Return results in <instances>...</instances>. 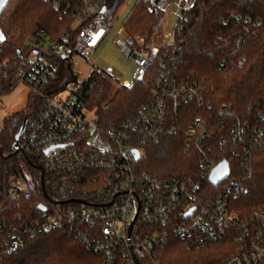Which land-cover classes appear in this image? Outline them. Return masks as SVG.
Here are the masks:
<instances>
[{
  "label": "built area",
  "instance_id": "1",
  "mask_svg": "<svg viewBox=\"0 0 264 264\" xmlns=\"http://www.w3.org/2000/svg\"><path fill=\"white\" fill-rule=\"evenodd\" d=\"M132 1L122 0V5ZM60 2L50 0L53 8H59ZM142 2L149 14L169 8L166 0ZM194 4L195 0H183L173 7L176 21L171 43ZM116 11L106 13L102 0H82L69 28L56 39L41 30L27 37L25 50L18 57L0 58V92L23 85L28 99L32 97L30 119L19 137L20 151L16 153L33 154L34 161L28 162L39 171L40 188L34 174L19 160L22 171L9 176L6 202H0V212L8 204L18 206L33 199L36 207H45L37 208L39 213L29 219L22 215L0 217V264L27 239L53 231L99 255L102 264H164L159 253L173 236L188 249H203L230 235L234 252L216 264H264V207L252 208L244 215L234 209L232 199L245 195L248 187L230 172L216 186L210 183L214 168L225 162L220 156L203 154L190 185L178 178L139 173L135 168L133 150H138L140 158L142 146L157 142L164 132L178 135L182 122L179 108L190 100H202L194 79L178 78L173 75V64L159 60L164 69L153 97L138 108L133 119L108 128L99 124L94 111L78 97L83 80L75 72V58L87 59L104 41ZM232 18L234 23L236 16ZM113 42L134 64L135 78L142 76L148 64L144 49L127 40ZM49 50L64 56L74 74L65 88L56 91L47 86L57 69L48 57ZM220 110L227 107L222 105ZM182 133L186 145L202 144L206 120L193 116ZM263 136L264 107L252 124L242 122L232 128V139L240 144L230 152L243 168L249 166L250 150L264 145ZM205 183L216 190L207 191Z\"/></svg>",
  "mask_w": 264,
  "mask_h": 264
},
{
  "label": "trees",
  "instance_id": "2",
  "mask_svg": "<svg viewBox=\"0 0 264 264\" xmlns=\"http://www.w3.org/2000/svg\"><path fill=\"white\" fill-rule=\"evenodd\" d=\"M60 1V7L53 8L50 0H6L0 13V31L4 36L0 58L18 57L25 50L27 37L41 30L50 39L67 30L82 0ZM102 1L106 13L115 12L122 5V0ZM163 15L164 12L147 13L142 0H138L123 22L129 43L137 46V39L144 37L148 64L141 79L136 77L128 85L121 83L112 92L111 76L93 68L77 90L78 97L86 108L94 111L102 127L119 125L133 119L138 108L153 97L164 69L159 60L173 64V75L196 81L202 100H190L179 108L177 114L182 122L178 124V135L166 131L157 142L142 146L140 158L135 162L137 172L178 178L190 185L199 172L200 157L211 152L228 163L230 176L248 187L245 195L232 199L234 209L244 215L252 208L264 207V145L250 150L247 168L230 152L240 144L232 139V128L242 122L252 124L264 107V0H195L175 42L152 51L149 44L161 26ZM48 57L57 65L48 89L65 88L74 74L58 53L49 50ZM7 93L8 90L0 92ZM31 98L26 107L5 117L0 125V202H6L9 176L22 171L19 160L34 174L40 191L39 171L28 162L34 161L33 154L15 153L12 149L23 121L30 119ZM222 105L227 107L226 111L221 112ZM196 115L206 120L207 133L202 144L186 145L182 129ZM205 186L207 191L216 190L209 183ZM38 213L33 199L18 206L8 204L0 217L11 219L22 215L29 219ZM234 249L231 235L203 249H188L173 236L160 251L159 259L164 264H216ZM4 264H102V259L62 232L53 231L27 239L23 247L8 254Z\"/></svg>",
  "mask_w": 264,
  "mask_h": 264
},
{
  "label": "rangeland",
  "instance_id": "3",
  "mask_svg": "<svg viewBox=\"0 0 264 264\" xmlns=\"http://www.w3.org/2000/svg\"><path fill=\"white\" fill-rule=\"evenodd\" d=\"M137 1L133 0L131 4H123L118 8L110 33L87 59L75 58L77 60L75 72L79 79L84 80L93 68L102 70L111 76L113 80L112 92H114L125 80L131 82L135 78L134 64L119 52L113 39L126 40L123 22ZM166 1L169 8L164 11L161 26L149 44V49L152 51H156L163 44L171 42L172 29L176 21V15L172 12L173 7L178 6L183 0ZM138 41L140 42L138 43L139 46L145 51L144 37L138 38ZM27 100V90L23 85H17L10 92L2 95L0 98V125L5 117L26 107Z\"/></svg>",
  "mask_w": 264,
  "mask_h": 264
},
{
  "label": "water",
  "instance_id": "4",
  "mask_svg": "<svg viewBox=\"0 0 264 264\" xmlns=\"http://www.w3.org/2000/svg\"><path fill=\"white\" fill-rule=\"evenodd\" d=\"M6 4V0H0V13L1 11L3 10L4 6ZM101 10H104V5L101 7ZM4 40V36L2 34V32L0 31V42H2ZM63 58H65L63 56ZM138 79H141V76H138ZM27 124V121L24 120L19 131L17 132V134L15 135V141H14V144L12 146V149L13 151L16 153L18 151H20V148L18 146V143H19V137L20 135L23 133L24 129H25V126ZM133 153H134V158L135 160H138L139 158V152L138 150L134 149L133 150ZM229 173V170H228V165L227 163L225 162H221L219 163L215 168L214 170L212 171L211 175H210V178H209V181L212 185L216 186L221 180H223ZM37 208L39 210H44L45 207L42 206V205H38ZM193 211V208H191L187 213H186V217L189 216L191 214V212ZM135 218V217H134ZM134 221V219H133ZM133 221L130 225V227L132 226L133 224Z\"/></svg>",
  "mask_w": 264,
  "mask_h": 264
},
{
  "label": "crops",
  "instance_id": "5",
  "mask_svg": "<svg viewBox=\"0 0 264 264\" xmlns=\"http://www.w3.org/2000/svg\"><path fill=\"white\" fill-rule=\"evenodd\" d=\"M97 48H98V47H97ZM97 48H96V49H97ZM96 49H95V50H96ZM95 50H94V51H95ZM125 82H128V83H129V81H128V80H125Z\"/></svg>",
  "mask_w": 264,
  "mask_h": 264
}]
</instances>
